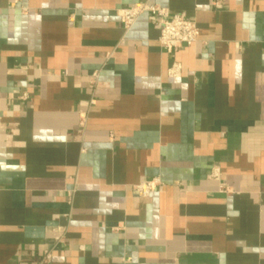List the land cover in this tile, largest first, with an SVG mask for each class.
Segmentation results:
<instances>
[{"label":"crops","instance_id":"1","mask_svg":"<svg viewBox=\"0 0 264 264\" xmlns=\"http://www.w3.org/2000/svg\"><path fill=\"white\" fill-rule=\"evenodd\" d=\"M0 264H264V0H0Z\"/></svg>","mask_w":264,"mask_h":264},{"label":"built area","instance_id":"2","mask_svg":"<svg viewBox=\"0 0 264 264\" xmlns=\"http://www.w3.org/2000/svg\"><path fill=\"white\" fill-rule=\"evenodd\" d=\"M146 14L150 15L154 23L159 26V46L167 53L172 54L183 47H190L198 42L200 29L195 22L182 15L170 17L169 10L159 5L145 2L118 11L126 31H130L138 19ZM160 185L158 180L147 181L140 184L136 190L141 197H149Z\"/></svg>","mask_w":264,"mask_h":264}]
</instances>
